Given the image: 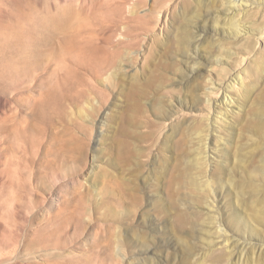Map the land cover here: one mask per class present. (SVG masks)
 Masks as SVG:
<instances>
[{"label": "rangeland", "instance_id": "obj_1", "mask_svg": "<svg viewBox=\"0 0 264 264\" xmlns=\"http://www.w3.org/2000/svg\"><path fill=\"white\" fill-rule=\"evenodd\" d=\"M166 1L0 0V253L11 249L12 238L20 247L48 239L63 247L56 252L75 255L74 264H214L208 250L237 239L243 246L235 243L220 264H264V222L253 207L264 198V136L256 131L260 110L264 118V72L229 107V125L212 133L222 143L208 152L209 168L237 187L223 182L216 201L225 237L212 229L203 241L177 224V214L193 207L175 184L190 148L181 142L195 135L172 136L152 150L149 166L133 152L147 147L137 124L146 122L150 131L158 107L179 96L192 102L202 85L183 71L180 34L194 31L198 15L207 25L218 18L221 30L228 15L220 3L197 8L187 0L196 10L178 5L160 23ZM248 2L264 16V0ZM92 29L104 38L91 39ZM200 35L206 42L199 62L217 69L216 46L231 39ZM106 56L115 64L96 66ZM60 93L69 97L61 101ZM144 213L156 228L143 224Z\"/></svg>", "mask_w": 264, "mask_h": 264}, {"label": "bare ground", "instance_id": "obj_2", "mask_svg": "<svg viewBox=\"0 0 264 264\" xmlns=\"http://www.w3.org/2000/svg\"><path fill=\"white\" fill-rule=\"evenodd\" d=\"M209 3L212 5L220 3L223 6L220 11L228 14L224 21V28L219 29L218 18H213V24L207 25L205 24L206 20L198 17V15L193 20L195 21L193 22L194 31H184L177 41L178 48L183 55V58L180 59L183 71H189V77L190 75L199 77L202 85L196 86V92L191 97L192 102H189L186 97L179 96L175 100H171L169 108L161 109V107H158L160 108L157 110L158 120L154 126L152 125L153 128L150 131L146 129V122L137 124L143 129L139 139L147 143V147L144 150H133L134 154L142 157L143 162L148 163L146 166H149L151 163H155L151 160L152 150L157 147H165L166 142L172 136L181 132H185L187 138L195 135L194 142L191 141L192 138L181 142L186 146L190 144L189 149L191 150L186 151V155L176 170L175 177V184L178 188H185L189 197V200H187L188 205L190 204L193 207H187L183 209V212H179L176 220L180 228L188 226L190 231H196V237L203 241H205L204 235L210 237V232L211 234L214 233L213 230L225 237L226 230L221 226V218L215 214V211H217L216 201L218 196L223 197V182L228 183L227 187L232 191L235 187L233 180L228 177L223 180L215 174L214 169L209 168L210 158L208 152L215 151L217 153L219 143H222L215 140L216 136L215 138H212V136L215 131L219 132L222 126L229 125L227 118L231 111L229 107L236 104V97L244 96L246 98L254 88L257 77L264 72V21L262 22L264 16H260L258 8L248 4V0H193V5L197 8L204 7ZM178 5H181L182 10L186 12L192 13L196 10L187 0H167L161 7L163 10L159 22L162 23L164 19L166 20L168 13ZM200 31L222 32L231 39L227 44L216 46L217 55L212 58V61L217 65V69L203 68L201 62H199V58H204L201 44L206 42V39L201 38ZM158 32L156 29L153 30L149 34V38L156 36ZM89 36L91 39L96 40L102 37L100 32L94 29L90 30ZM115 56L112 59H108L107 56L105 59L96 58L98 64L96 66L99 67L102 63L113 66ZM135 57H138V53L135 54ZM202 70L208 75L201 77ZM181 79L183 80V78ZM190 79L194 80L195 78L190 77ZM78 93L79 91L75 92V94ZM67 97H69L68 94L60 93L58 95V99L61 101L66 100ZM137 107V105L134 107V111L138 112ZM261 114L262 110L258 112L259 120L256 131L264 136V118L260 119ZM220 139L223 138L220 137ZM259 178L264 180V166L259 170ZM142 181L146 184L149 183L145 178ZM253 207L254 213L262 216L260 219L264 222V198L258 202L255 201ZM200 217L204 218L202 222L199 220ZM143 224L150 227V229L157 227L153 219L146 216L145 213L143 214ZM19 230V223H15L11 230L14 238L17 237ZM11 240L12 244L10 241L6 242V245H12L11 249L6 253H0V264H31L33 261L35 264H49L53 258L66 260L65 264L79 263L75 261V255H72L70 251L56 252L63 247L58 243L49 242L48 239L39 240L34 243V246L23 244L21 247L16 241H13V238ZM53 241L59 242L61 240L54 239ZM234 241L230 244L228 239H224L220 248L216 246L209 249L208 256L212 259V263H226L229 252H232L235 243L243 246L239 243V240ZM260 241H263V239L261 238ZM208 245L211 246V243L209 242ZM58 246L60 249H58ZM82 261L86 262V260Z\"/></svg>", "mask_w": 264, "mask_h": 264}]
</instances>
